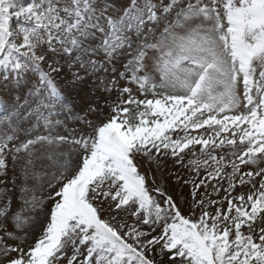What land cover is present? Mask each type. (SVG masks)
I'll return each instance as SVG.
<instances>
[{"label":"snow or ice","instance_id":"6c2138e0","mask_svg":"<svg viewBox=\"0 0 264 264\" xmlns=\"http://www.w3.org/2000/svg\"><path fill=\"white\" fill-rule=\"evenodd\" d=\"M89 79L98 122L54 134ZM0 111V264H264V0H0Z\"/></svg>","mask_w":264,"mask_h":264},{"label":"rangeland","instance_id":"374dc122","mask_svg":"<svg viewBox=\"0 0 264 264\" xmlns=\"http://www.w3.org/2000/svg\"><path fill=\"white\" fill-rule=\"evenodd\" d=\"M84 92L83 94L85 95L84 98L88 99V94L95 92V90L92 88H90L87 91H82ZM96 93V92H95ZM107 95V94H106ZM113 98L115 97V93L112 94ZM25 133L23 132L21 135H24ZM142 170H148V165L144 164V167ZM154 166H153V171H154ZM174 173H179L181 179L179 182H177V178L176 175H174ZM205 174L203 173V171L200 174L199 178H203ZM9 176H11V173H9ZM196 177V174L194 172H190L188 169H180V168H174L171 164V161H169L167 163V165L165 166V168L163 169L162 174L161 173H156V183L159 185H162L164 187V189L173 196V198L177 201L178 204H180L181 209L184 210H188V208L191 205L192 202V196H191V192L193 190V186L191 183L185 184L184 181L185 180H193L196 179L198 182V179ZM210 184H214L216 183L215 181H210ZM150 187L151 182H149ZM9 187H11V185L9 184ZM223 187H227V183L224 182L223 183ZM3 190V186L0 185V191ZM240 187H237V191H240ZM244 191H247V188L243 189ZM46 189L43 193H38V194H43L46 195ZM210 193V199H214V200H219L222 196H224V192L221 191L219 192V194L213 192L212 187L209 186L207 187V189H205L204 187H201L197 190V199H199V197L201 195H204V193ZM21 205V202L19 200V193H18V189L15 193H13V198H12V208L13 210H19V207ZM197 215H199V210H197ZM121 215L123 216L124 214L121 213ZM129 221L131 222V217H128Z\"/></svg>","mask_w":264,"mask_h":264}]
</instances>
